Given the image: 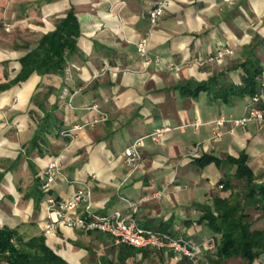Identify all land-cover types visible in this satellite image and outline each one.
<instances>
[{"label": "crops", "instance_id": "obj_1", "mask_svg": "<svg viewBox=\"0 0 264 264\" xmlns=\"http://www.w3.org/2000/svg\"><path fill=\"white\" fill-rule=\"evenodd\" d=\"M156 1L0 0V84L8 85L0 89V226L18 228L28 239L43 234L71 264H248L240 254L220 256V233L199 221L216 197L235 193L242 199L246 180L235 176L236 164L199 166L194 159L245 153L254 181L264 184V120L234 128L227 122L220 129L215 120L246 114L250 97L227 103L214 94V86L195 94L190 89L213 76L241 84L246 74L241 63L247 58H258L264 70V0H170L152 26L149 13ZM71 8L81 33L79 51L69 55L65 70L34 71L12 82L21 57ZM145 36L156 56L149 65L137 50ZM224 45L232 51L220 60L211 58ZM259 105L264 106V91ZM100 111L107 112L106 120L86 124ZM164 127L156 138L149 136ZM141 136L142 162L131 172L123 151ZM56 156L61 172L48 194L64 198L93 180L94 211L129 212V201H136L132 215L140 226L167 225L175 236L212 241L213 247L202 249L195 262L169 247L132 250L98 230L61 226L45 232L48 194L42 190L37 202L34 187L42 186ZM244 207L251 229H264V209L245 200ZM250 264H264V252Z\"/></svg>", "mask_w": 264, "mask_h": 264}, {"label": "trees", "instance_id": "obj_2", "mask_svg": "<svg viewBox=\"0 0 264 264\" xmlns=\"http://www.w3.org/2000/svg\"><path fill=\"white\" fill-rule=\"evenodd\" d=\"M80 33L79 20L74 9L71 8L57 20L54 30L41 37L37 47L21 57V70L12 82L25 80L34 71L40 74L63 72L68 64L69 55L79 51L78 37ZM241 66L246 72L241 84L224 83L219 76H213L207 81L196 82V87L193 90L190 89V93L195 94L200 89L211 90V87L214 86L212 90L214 94L228 103L235 98L252 97L256 93L264 91V70L259 59L247 58L241 63ZM7 86V84H0V89ZM35 141L38 143L37 139ZM44 141L46 144L47 140L44 139ZM38 150L44 153V148L41 147ZM246 159L247 155L245 153L240 154L237 158L228 159L204 154L196 157L194 161L199 166L211 162L220 164L223 161L236 164L235 176L246 180L249 187L243 193L242 199H238L235 193L229 197H216L213 207H204V213L199 221L205 220L213 231L220 233L218 244V254L220 256L240 254L250 264L258 255L264 252V229H251V221L244 207V200L246 204L264 209V184L254 181V173L247 165ZM221 183L225 187L232 186L230 180H222ZM34 193H37L36 201L40 202L44 196L42 188L38 185L35 186ZM166 227L160 225L154 229L172 234ZM131 248L137 250L135 246H131ZM0 264L71 263L46 244L43 234L24 239L18 228L4 225L0 226Z\"/></svg>", "mask_w": 264, "mask_h": 264}, {"label": "built area", "instance_id": "obj_3", "mask_svg": "<svg viewBox=\"0 0 264 264\" xmlns=\"http://www.w3.org/2000/svg\"><path fill=\"white\" fill-rule=\"evenodd\" d=\"M170 0H157L149 13V18L152 26L158 24V21L166 11V6ZM138 52L144 57L146 65H149L156 56H152L148 49V36L141 38L137 43ZM232 48L224 45L220 48L215 56L211 58L220 60L226 54L230 53ZM263 91L256 93L250 97V107L246 114L240 117H226L220 115L215 123L221 129L225 123L229 122L232 128L242 125L248 120H264V106L259 103L262 98ZM90 107L97 109V105L93 104ZM108 118L107 112L100 111V115L94 118L89 123L95 124L104 121ZM83 125H76V128ZM167 127L156 129L150 133L149 136L156 138L165 131ZM218 129L216 134H220L221 130ZM65 132V131H64ZM143 136L136 138L131 144L124 148V156L126 162L131 168V172L139 168L142 162V154L140 150L141 141ZM61 161L59 156L53 157L45 169V176L42 183V190L49 193L50 184L61 172ZM93 190V180L86 181L82 187L78 188L75 192L64 198H56L48 194L47 199V213L43 219L42 227L45 232H56L59 227L65 226L78 230H98L111 234L116 243L127 244L135 247L143 246H157L160 248H171L179 254L188 257L192 261H198V257L202 249H211L214 243L205 242L200 244L196 241L189 240L182 236H175L163 230L154 228H145L140 226L134 215L138 210V202L129 201V212H124L121 209H113L107 213H98L91 208V196ZM83 207L81 212L78 209Z\"/></svg>", "mask_w": 264, "mask_h": 264}, {"label": "rangeland", "instance_id": "obj_4", "mask_svg": "<svg viewBox=\"0 0 264 264\" xmlns=\"http://www.w3.org/2000/svg\"><path fill=\"white\" fill-rule=\"evenodd\" d=\"M24 236H25V237H24V239H28V237H27V235H26V234H24Z\"/></svg>", "mask_w": 264, "mask_h": 264}, {"label": "bare ground", "instance_id": "obj_5", "mask_svg": "<svg viewBox=\"0 0 264 264\" xmlns=\"http://www.w3.org/2000/svg\"><path fill=\"white\" fill-rule=\"evenodd\" d=\"M32 84H33V83H32ZM32 84H30V85H32ZM26 87H27V85H26ZM31 87H33V86H31ZM22 92H23V91H22ZM24 92H26V91H24ZM24 92H23V93H24Z\"/></svg>", "mask_w": 264, "mask_h": 264}]
</instances>
